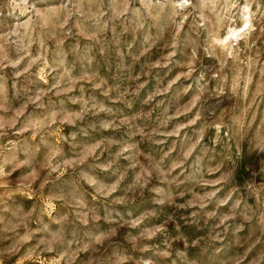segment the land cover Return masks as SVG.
Wrapping results in <instances>:
<instances>
[{
    "label": "rangeland",
    "instance_id": "obj_1",
    "mask_svg": "<svg viewBox=\"0 0 264 264\" xmlns=\"http://www.w3.org/2000/svg\"><path fill=\"white\" fill-rule=\"evenodd\" d=\"M0 264H264V0H0Z\"/></svg>",
    "mask_w": 264,
    "mask_h": 264
}]
</instances>
